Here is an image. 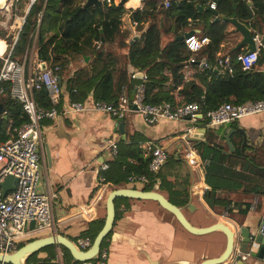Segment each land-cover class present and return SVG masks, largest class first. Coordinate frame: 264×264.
<instances>
[{"label":"crops","instance_id":"obj_1","mask_svg":"<svg viewBox=\"0 0 264 264\" xmlns=\"http://www.w3.org/2000/svg\"><path fill=\"white\" fill-rule=\"evenodd\" d=\"M160 1L164 4L165 0ZM169 1L178 3L182 0ZM195 1L198 12L201 13L207 11L205 8L212 0ZM118 2L119 0H115V3ZM125 7L141 8L140 1L127 0ZM199 7H202V11ZM161 18L164 21V17ZM214 18L215 15L211 13L209 19L214 21ZM130 19L129 13L123 16L124 28L129 36L141 34L145 26L139 30L137 26L131 24ZM203 26L201 18L198 20L188 18V24L183 32L192 29L196 35H205ZM254 34L264 35V28L263 32L257 31ZM240 40L241 34L234 45ZM4 43L6 46L5 40L0 39V54L5 49ZM262 46L264 47V43ZM111 47L116 48L115 44ZM205 48L204 46L197 55H201ZM231 49L216 53L214 60L218 55L230 58ZM241 50L245 52V46ZM92 58V54H80L74 64L75 67L62 73L63 94L57 108L58 118L42 121L43 142L39 148L41 174L37 187L40 191L55 195L52 202L54 228L38 229L37 223L31 222L28 225L27 235L19 243L54 234L63 235L76 243L79 237H90L95 231L97 234L104 223L105 198L110 190L120 187L145 190V186L148 185V182H130L128 179L119 185L112 182L118 179L119 170L117 166L111 164V161L117 157L121 158V151L125 152L131 148L135 141L139 142L143 156L150 155L154 146H162L168 151L169 156L175 159L168 158L160 169L165 188L159 189L157 182L152 189L146 191L154 190L158 185L157 190L180 207L186 218L199 227L221 221L235 230L250 224L259 208L264 206V193L247 191H264V178L262 181V179L258 180V177H252L243 182L237 190H219L218 194L221 198L211 204L204 196L210 189L205 182L204 161L195 146L203 141L225 153H233L239 147L244 154L255 156L256 162L263 167L264 111L215 127H201L197 124V131L203 130L202 137H197L196 132L190 139L184 137L187 128L191 125L188 121H162L149 125L139 113L133 111L124 116L125 129L121 132L118 117L107 112L94 110L74 112L68 109V100H72L66 90L68 79L74 73L76 65H89ZM202 65L210 67L207 56L202 57ZM256 68L264 72V64ZM127 72L131 75L139 71L129 65ZM142 73L145 75L144 72ZM164 73L171 76L167 69ZM194 73V69L187 65L185 80L193 77ZM140 79L143 80V77ZM92 89L86 98H94ZM175 94L180 98L177 92ZM238 127L245 130L247 143L242 145V134L234 130L230 134L232 149H229L226 133ZM110 141H115L119 145V154L116 158L108 148ZM189 143L192 145V150H189ZM191 156L194 158L193 162L188 159ZM103 162H110L107 171L110 181L102 182L99 179V174L103 171L99 172L98 169ZM125 167L132 168L129 175L136 174L135 160L129 158L124 161L122 170ZM182 189L185 191L180 193ZM227 200L229 204L225 206L224 202ZM115 211L113 227L105 240L108 247V264H199L206 256H217L224 249L225 235L222 232L192 234L157 201L120 197L115 200ZM101 220L102 224H100ZM45 247L34 254V260H50L63 264L62 245L51 244ZM247 261V264L259 263L257 259L252 258H248Z\"/></svg>","mask_w":264,"mask_h":264},{"label":"trees","instance_id":"obj_2","mask_svg":"<svg viewBox=\"0 0 264 264\" xmlns=\"http://www.w3.org/2000/svg\"><path fill=\"white\" fill-rule=\"evenodd\" d=\"M85 1L46 0L43 6V0H36L26 16L25 25L20 30L12 51L13 58L21 59L35 39L34 53L37 58L48 67L61 65V75L75 67L74 64L80 54H92L93 58L89 65H76L74 73L68 79L66 90L72 100H84L93 88L94 99L111 103L125 90L130 96L136 86L143 82L144 100L147 103L170 102L173 105H181L196 101L203 114L197 124L202 127L206 126V110L215 108L222 102L241 103L264 99V73L256 68L264 64V47L260 46L259 57L253 69H241L237 61L238 54L243 52L241 49L229 52L231 72L214 67L216 53L231 49L240 33L226 20L211 21L210 12L199 13L195 0L170 3L168 7H164L160 0H144L143 6L137 9H127L124 6L127 0H122L119 3L112 2L101 7L92 5L82 9ZM215 1L218 13L227 17L236 13L238 20L249 25L253 34L257 31L263 32L264 0H250L252 7L247 0ZM234 3H237L236 8L233 6ZM127 13L137 22L139 30L145 26L141 34L129 36L123 21V16ZM161 16L164 17V21ZM188 18L193 20L201 18L203 32L209 37V43L201 55H195L196 62H189L191 52L185 47L184 39L176 38L184 31ZM134 37L137 38L131 43ZM112 44H115V49L110 46ZM203 56H207L210 67L201 66ZM1 65L0 57V68ZM129 65L136 71L144 72L146 79L143 81L138 78L135 72L129 75L127 72ZM187 65H190L195 73L194 78L185 80ZM166 69L170 71V77L164 73ZM2 86L0 141H5L27 121V114L22 105L10 96L9 83L3 82ZM74 89L76 91H73ZM175 92L180 98H177ZM34 96L40 105L44 107L51 105L44 88L34 90ZM195 148L204 161L205 182L210 187L204 196L211 204L221 198L219 190H237L243 182L252 177H258V180L264 178V166L260 167L255 156L244 154L239 147L233 153H225L214 145L200 141ZM120 154L121 158L117 157L118 159L111 161L119 170L118 179L112 181L113 183L119 185L126 182L132 168L125 167L122 170L121 167L124 161L131 158L137 162L136 174H143L147 178L148 185L145 186V190L152 189L157 182L159 189L165 188L164 179L160 175L161 168L156 173L148 170L150 155H142L138 141ZM168 158L175 160L169 155L167 160ZM107 171L108 169L101 174L105 181H110ZM247 172L249 174H246ZM182 191L185 189L180 193ZM228 204V200L224 202L225 206ZM102 223L101 220L100 224ZM96 232L90 235L92 241ZM106 238L101 247L106 245ZM23 244L24 242L19 243L18 247ZM37 251L29 255L26 264H60L57 261L34 260ZM63 251V264H79L64 246Z\"/></svg>","mask_w":264,"mask_h":264},{"label":"built area","instance_id":"obj_3","mask_svg":"<svg viewBox=\"0 0 264 264\" xmlns=\"http://www.w3.org/2000/svg\"><path fill=\"white\" fill-rule=\"evenodd\" d=\"M100 1L104 4L115 2V0ZM121 1L119 0V2ZM139 1L142 7V1L144 2V0ZM21 2L26 5L24 10L19 6ZM35 2L36 0H0V26L6 27L9 19L14 18V25H11V28L13 26L17 28L11 44L6 43L3 53L0 54L2 59L0 92L3 91V82H8L10 96L22 105L27 114V121L15 130V134L5 141H0V181H3L8 175H13L17 179L13 189L3 192L0 188L1 254L12 253L18 248L20 240L27 235L28 225L31 222H36L38 229L52 230L54 228L52 202L55 195L38 190L37 183L40 169L39 148L43 142L42 121L58 118L57 108L63 94L62 75L60 74L62 66L57 64L53 68L48 67L45 62H41L37 58L33 47L21 59L12 56L18 34L25 25L26 16ZM45 3L46 0H43V6ZM164 5L166 7L170 6V1L165 0ZM209 6L216 8V1L212 0ZM38 21H40V18ZM130 22L133 26H137V22L132 18ZM262 36L259 34L253 36L256 41L255 51L250 53L245 51L238 54L237 61L242 70H250L255 67L259 57V48L262 46ZM184 43L185 47L191 52L189 62H196L195 55L209 43V37L193 33L184 38ZM42 64L46 65L43 69L41 68ZM214 66L221 67L229 72L232 71L231 62L227 56L218 55ZM145 79L146 76L143 75V80ZM41 88H44L47 92L51 104L49 107L40 105L35 99L34 90ZM144 90V83L141 82L133 91L132 98L127 92H124L116 101L111 103L96 100L92 97L84 100L69 99L68 109L74 112L89 110L107 112L115 117L125 116L134 111L139 113L149 125H155L162 121L185 120L190 122L191 125L187 128L184 137L190 139L195 136L197 121L200 118L199 114L203 117L200 106L196 101L181 105H173L170 102L151 104L145 102ZM263 111L264 99L247 100L241 103L222 102L217 107L206 110V126L215 127L231 123L242 117ZM188 145L190 146L189 150H192L191 143ZM108 148L112 156L116 158L119 153L118 143L110 141ZM168 155V151L162 146L151 148L148 170L156 173L166 162ZM188 159H191L192 162L194 160L192 156ZM108 168L109 163L103 162L99 165L98 171L101 170L102 172ZM99 179L103 182L105 177L99 174ZM127 179L130 182H147V178L143 174H132ZM91 243L90 237L82 236L77 239L75 245L81 250H86ZM237 255L241 259L247 257V253L237 250L229 260L230 264H235ZM80 264H108V247L106 245L100 247L95 257L81 261Z\"/></svg>","mask_w":264,"mask_h":264},{"label":"water","instance_id":"obj_4","mask_svg":"<svg viewBox=\"0 0 264 264\" xmlns=\"http://www.w3.org/2000/svg\"><path fill=\"white\" fill-rule=\"evenodd\" d=\"M104 3L100 0H86L82 9H86L89 6L101 7ZM251 5V2L248 1ZM237 3L233 6L236 8ZM252 7V5H251ZM215 15L214 21L226 20L230 22L236 31L241 34V40L236 43L231 50H238L245 46L246 52H253L256 50V41L254 39L253 30L249 25L238 20L236 13L233 16L227 17L218 13L216 8H211L210 6L205 8ZM202 11V7H199ZM194 33V30H187L182 34L176 36L177 39H184ZM137 37H134L131 43H134ZM261 43H264V35L261 38ZM45 64H42V69L45 68ZM264 73V72H263ZM137 77L142 78L143 73L138 72ZM133 97V92L131 93V98ZM201 118L202 115L199 114ZM119 130L122 132L125 129L124 116L118 117ZM236 130L240 132L243 136V143H247V134L244 129L236 128L230 129L226 133V141L228 143L229 149H232V144L230 142V134ZM203 130H198L196 136L201 138ZM41 171L39 169V175ZM17 179L13 175H8L3 181H0V188L3 192H7L15 187ZM157 185L154 190L146 191L135 188L120 187L114 188L109 191L105 198V209L106 215L104 218V223L98 233L95 235L90 247L86 250L79 249L75 243L68 238L60 234L48 235L45 237H39L28 241L18 247L15 251L8 254L0 253V263L2 264H26V259L34 253L35 251L51 245H62L66 247L74 260L84 261L95 257L102 245L103 240L110 233L114 221H115V200L120 197L125 198H137V199H151L157 201L164 209L169 211L174 215L179 224L186 229L188 232L195 235H203L214 231H220L225 235V246L224 249L217 256H206L199 264H230L229 260L233 257L234 253L238 250L242 253H247L245 259H241L239 255L235 258V264H247V259H257L258 264H264V206L259 208L258 213L255 218L250 222V224L239 227V229H232L229 225L224 222L218 221L212 223L208 226L199 227L192 224L184 215L181 208L171 203L167 197H165L161 192L157 190Z\"/></svg>","mask_w":264,"mask_h":264},{"label":"rangeland","instance_id":"obj_5","mask_svg":"<svg viewBox=\"0 0 264 264\" xmlns=\"http://www.w3.org/2000/svg\"><path fill=\"white\" fill-rule=\"evenodd\" d=\"M19 6L21 7L22 10H24L26 5L23 2H21V3H19ZM0 20H1V14H0ZM11 25H14V18L13 19H9V22H7L6 27L0 26V32H4V33H1L2 37H1V34H0V39L2 38L3 40H5V42L8 45L11 44L12 39H13V35L17 32V28L15 26H13L11 28ZM34 42H35V39H34L32 45H31V47L29 48V52L31 51L32 47H33V50H34V45H33ZM4 46H5V43H4ZM110 46H112V45H110ZM28 59H29V55H28Z\"/></svg>","mask_w":264,"mask_h":264}]
</instances>
